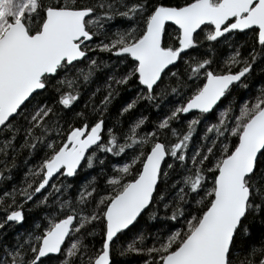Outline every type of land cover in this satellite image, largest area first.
I'll return each instance as SVG.
<instances>
[{
  "label": "snow or ice",
  "instance_id": "1",
  "mask_svg": "<svg viewBox=\"0 0 264 264\" xmlns=\"http://www.w3.org/2000/svg\"><path fill=\"white\" fill-rule=\"evenodd\" d=\"M95 50L120 59L93 88L105 70ZM254 73L264 75V0H0V183L27 168L0 191V264H115L114 250L146 253L143 264H264V81L233 95ZM118 97L117 124L141 103L166 114L147 131L143 114L114 131L105 118ZM108 154L127 157L112 174ZM94 164L105 188L93 176L62 199ZM28 203L41 215L16 231ZM155 221L171 226L149 231ZM97 226L99 249L88 241Z\"/></svg>",
  "mask_w": 264,
  "mask_h": 264
},
{
  "label": "rangeland",
  "instance_id": "2",
  "mask_svg": "<svg viewBox=\"0 0 264 264\" xmlns=\"http://www.w3.org/2000/svg\"><path fill=\"white\" fill-rule=\"evenodd\" d=\"M121 26L123 27L124 24L121 22V20L118 18L116 21H114L112 24H110L108 27L109 28H113L115 26ZM200 51V54L202 55L204 52H203V48H197ZM91 55H94L98 58V60L100 61H103L104 62V65H105V70L104 71H101L98 73V76L100 75V73L102 74H107V71L108 69L111 68L112 64L117 62L118 57H116L115 55H113L112 53L110 52H102V51H99V50H95L91 53ZM186 55H194L193 53H188ZM200 55V56H201ZM198 56V55H197ZM122 58V57H121ZM183 67V62H181L180 66L178 65V68H182ZM99 80V77H97V80ZM95 82V81H94ZM93 82V83H94ZM136 88L135 87H131V88H123L122 91H121V96H124L126 95V93L129 95V97L131 98L132 96L135 95V92H136ZM124 91V92H123ZM85 96V98H87L88 96V93L85 92L84 95L82 96V98ZM119 100V97L117 98V101ZM116 101L113 102V104L115 103ZM81 104V103H80ZM77 105V108L75 110H80L83 106H84V103H82L81 105ZM113 106V105H112ZM166 108H161L159 110L153 108V116H149V114L145 113V105L144 103H141L137 106V108L134 110L136 112V110H140L139 111V114H135L134 118H136L137 116L143 114V115H146L148 116V121L146 122V127H143L141 130L142 131H147L149 130L153 125L154 123L159 119L161 118L164 114H166ZM112 109V108H111ZM110 110V109H109ZM147 112V111H146ZM127 114H130V113H127ZM126 115V114H125ZM133 118V119H134ZM109 119H110V114L107 113V116L105 118V127H113V124H111V122H109ZM132 118L130 119H125L122 124L120 125L119 127V124H117L118 126L114 127V131H118V132H122V131H126L127 129V126H128V123L129 121H131ZM180 129H183L184 128V125L183 124H180L179 126ZM106 135V133H105ZM40 158V155L39 153L36 154L35 157L33 158H30V163H36ZM127 157H125L123 154H121L119 157H115L114 155L112 156L111 154H108L106 159H105V163H104V170L108 173V174H112V168L111 166L115 163H122ZM27 171V168H24V169H20L19 171L16 172L15 175H12L11 179L10 180H7V181H4L1 185H0V191H3V190H7L8 188L12 187V186H19V184L24 180V176H23V173ZM101 173V168L99 165H96L94 164L91 168H82L79 170L78 174L76 175L75 179L73 178H69L67 183L69 185H71V187L68 188L67 192L65 193V195L62 197V199H67L68 197H75L76 195H78V189L79 187L81 186V184H83L85 181H88L90 180L93 176L96 177V186L98 189L100 190H103L105 188V185H104V180H105V176L100 174ZM10 184L9 187L5 186L6 183ZM31 208V203H28L25 205V216H26V221L23 222L21 225L17 226L16 228V231H22L24 229H30L32 224H33V221L38 219L41 215L40 212L36 211V210H33V211H29V209ZM0 216H2V214H0ZM90 230V229H89ZM11 235V233H10Z\"/></svg>",
  "mask_w": 264,
  "mask_h": 264
},
{
  "label": "trees",
  "instance_id": "3",
  "mask_svg": "<svg viewBox=\"0 0 264 264\" xmlns=\"http://www.w3.org/2000/svg\"><path fill=\"white\" fill-rule=\"evenodd\" d=\"M251 39V35L250 34H245V35H241L240 36V39L243 40V39ZM203 52H204V49H202ZM200 51L199 49H194L192 51H190L189 53H193L194 55H198L200 56ZM228 49L225 45H221L219 48H217L216 50V54H215V58L219 63H222L223 59L228 55ZM180 66V64H179ZM107 74H102L100 73V75L98 76L99 77V80L98 81H95L91 87H95L97 86L99 83H102L105 76ZM261 81H264V75H261L259 73H254L253 74V78L251 80V83H250V87L249 89L245 90V89H240V88H236L233 90V95L236 97V100L237 102H239L241 100V98L247 96V95H255V86L256 84H258L259 82ZM122 91V90H121ZM124 92V91H123ZM124 96V94H123ZM126 96L129 97V95L126 93ZM130 98V97H129ZM87 98H85V96L83 98H81V100L79 101V103H77V105H79L80 103H84V100H86ZM228 99H232V96H229ZM227 101H225L226 103ZM80 104V105H81ZM77 105H76V108H77ZM112 108V109H111ZM118 108H119V104H118V101H116L113 106L110 107V110H109V113L110 114V119H109V122H111V124L113 125H117V117H118ZM145 113L149 114V116H153V108L150 109V110H147L146 107H145ZM139 111L140 110H136L131 112L130 114H126L122 117H119V127L120 125L122 124V122L125 120V119H130V118H134L135 114H139ZM107 116V114H106ZM189 117H185V116H182L181 117V120H186L188 119ZM213 119V117H208V120L211 121ZM181 123H177V124H174L175 127L179 128ZM118 126V125H117ZM203 131H204V123L202 122L198 128H197V133L194 134V136H196V138L198 139L199 138V135H202L203 134ZM113 156V154H111ZM116 157V156H115ZM26 168L24 166V163L21 162L20 165L14 169L12 171V175H15L17 171H19L20 169H24ZM75 179V178H74ZM173 179H179V176L178 175H173ZM6 183V182H5ZM11 184V183H10ZM10 184L6 183L5 186L9 187ZM3 215V213H2ZM143 225V222H141V225H138L137 228H132L130 229L129 231H127L123 236H121V239H120V242L121 244L127 242V241H131L134 239L138 229ZM170 227L171 225L170 224H166L164 221H155V222H151L150 225H149V228L148 230L149 231H153L155 232L157 229H161V228H164V227ZM91 232V229L89 230ZM258 232H259V228L257 227V230H256V233H254V238H257L258 239ZM102 235L100 234V229H99V226H97V229H96V232L93 233L91 236L88 237V241L94 245V247L96 249H99L100 246H101V243H102ZM152 244V240L151 239H146L144 241V246H151ZM137 246H140L139 243L137 244ZM243 254H241L242 256ZM112 256H113V260L115 261V264H143V262L145 260H147V254L146 253H140V254H129V255H126V256H121L119 255L115 250L113 251L112 253ZM239 259V257H238Z\"/></svg>",
  "mask_w": 264,
  "mask_h": 264
},
{
  "label": "flooded vegetation",
  "instance_id": "4",
  "mask_svg": "<svg viewBox=\"0 0 264 264\" xmlns=\"http://www.w3.org/2000/svg\"><path fill=\"white\" fill-rule=\"evenodd\" d=\"M189 53V52H188ZM188 53H186V54H188ZM181 64V63H180ZM179 65V64H178ZM185 117H188L187 115H185ZM2 183H0V185H1ZM3 212H0V214H2Z\"/></svg>",
  "mask_w": 264,
  "mask_h": 264
}]
</instances>
